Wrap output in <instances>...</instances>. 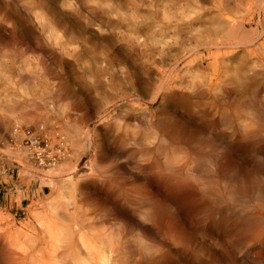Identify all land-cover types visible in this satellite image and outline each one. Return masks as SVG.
<instances>
[{"label":"bare ground","instance_id":"1","mask_svg":"<svg viewBox=\"0 0 264 264\" xmlns=\"http://www.w3.org/2000/svg\"><path fill=\"white\" fill-rule=\"evenodd\" d=\"M0 1L2 4L16 6L18 3L19 6H22L23 3L32 1L35 5L40 2L42 6L45 4L44 2H48L47 0ZM61 1H66L65 3L69 4L67 1L72 0ZM76 1L79 3L110 2L130 6L146 2L162 7H167V5L183 7L186 5L185 7L190 8L188 5L196 6L199 3L201 5L202 0ZM232 1H234L231 4L233 6H228L230 1L225 3L226 0H216V4L213 2L215 5H221L215 10H218L217 14L221 21L217 22V28L211 30L216 29L217 33L218 31L222 33L221 40L219 37L217 38L220 41L216 43L212 41L217 49L249 45L253 42L246 38L245 43L236 41L239 36L242 38L246 32L242 31L243 26H240V23L235 21L236 19L234 20L237 7L239 3H242V0ZM253 1L258 6L260 13L264 11V0ZM57 2H59L57 4L64 5L63 2ZM205 2L207 3V1ZM25 5L31 7L28 6L30 4ZM25 5L24 8H22L23 6L21 8L25 13H28L30 10L25 8ZM195 8L197 9V7ZM195 10L192 9L193 12ZM33 12H29L28 15L37 14ZM240 12L243 11L240 10ZM39 15L41 14L39 13ZM239 15L237 13L238 17ZM7 24L5 23V26ZM261 36L264 37V23H261V31L255 38L259 40ZM246 37L248 38L247 35ZM241 38L239 37V39ZM233 39H236L238 44L233 43ZM239 39L238 41H241ZM204 40L206 41V39ZM205 41L203 42L205 43ZM261 45L263 44H258L262 47ZM221 50H217L215 54L212 52L214 59L221 55ZM222 52H225L224 56H226L224 57L222 53V57L226 58L223 62L228 63L223 66V62L222 64L218 62L222 67L219 71L215 66L217 63L213 62L215 63L212 69L213 74L209 73L214 78L207 76L206 80L205 91L211 97V101L207 99L204 101L201 91L195 92L194 101L190 100L188 96L182 97V104L184 102L182 108H185L184 114L187 117H184L185 121L178 120L172 124L170 122L173 118L170 122L167 121L168 123L158 122L157 119L154 121L152 120L154 113L152 114L138 102L144 94L149 103L156 102L165 95L166 86L164 83L166 82L163 83L159 79L152 82L151 77L143 83L144 93L133 83L129 84V88L120 83H112L107 86H99L101 91L92 101L81 102L80 108L91 107L96 110V121L101 120L103 116H98L108 111L110 107L119 108L115 116L125 126L121 136L111 139L106 132L107 124L104 123L102 134L97 133L98 129H94L93 132L89 129L85 130V138L82 143L83 157L93 153L90 167L94 170L90 169V175H93V178L98 176L97 178L102 181L103 177L100 178V176L107 171V165H109L107 176L109 180L97 184L99 180L96 183L95 179L92 181L87 178L88 181L85 179L86 182L79 184L78 188L70 178L59 180L61 198H65L68 193L72 197V194L78 189L80 203L87 207L86 210L80 213L76 209L71 213L65 208H60L54 200L48 203L47 210L33 211L31 216L36 221L35 225H29L24 229L10 227L2 239L0 237V264H193V262H202L203 256L212 260H210V264H253L255 261L259 262L264 249V212L261 211L264 209V50H245L242 58L237 56L238 54L235 55L237 52L234 54L233 50ZM18 72L20 71L17 70L16 73ZM214 81L233 86L230 89L225 87L221 100L219 97V99L217 98L216 91L215 95L212 93L213 87L217 86L214 85ZM167 88L170 87L167 86ZM217 92L219 93V91ZM55 100L57 101L56 98ZM120 101H122L121 104H119ZM3 121H1L0 127L4 125ZM146 124L150 127V132L155 129V136L145 135L143 139H140L136 130ZM71 126L73 127V125ZM76 126L75 124L74 127ZM145 129L147 130V128ZM155 138L161 139L162 143L160 142L154 148H148ZM61 139L58 138L57 143H60ZM147 140L148 144L145 143ZM166 148L170 149L169 153L172 148L173 153L176 152L175 155L184 154V151L188 153L190 150V156L193 159L190 161H193V164L191 162L192 165H188V161L185 165L190 167L187 168L184 165L186 168H181L183 164L178 159L182 157L177 155L179 162L177 164L181 165L178 168L176 157L166 154L165 151H168ZM65 150L62 149V153L60 152V160L65 157ZM73 153L75 152L73 151ZM151 153L163 155L164 162H157L154 160L155 157H152V163L139 167L137 165L136 169H139L137 171L143 175L146 174L139 179L129 180L132 176L127 178L125 175L123 177L122 173L120 174L117 165L120 162L118 163V161H127L133 154H139V156H135L141 157V160L147 156L151 158ZM156 159H159V155ZM144 160L147 163L149 161ZM144 160H142L143 163ZM59 161L50 164L47 168L55 167ZM132 162L134 161L132 160ZM139 165L141 164L139 163ZM105 166L106 171L102 173L101 169L104 167L103 170H105ZM59 167L60 165H58ZM58 168L47 173L51 178L46 180L48 182L45 181L44 176H39V183L53 184L52 178L63 171L60 169L59 171ZM131 168L136 174L134 167ZM74 169L73 166L72 170ZM42 174L44 175V173ZM62 175L64 176V173ZM246 197L253 198L255 201V204L252 203V211L249 213L245 214L246 211L243 209L245 212L243 214L241 209L238 210L239 206L234 208L229 206L231 203L240 204L239 202L243 199L249 200ZM228 201L231 203H227ZM67 202H69L68 199ZM243 203L242 205H245ZM249 203H246L247 206ZM257 209H260L261 212ZM237 252L244 253L238 257ZM248 259L253 263L248 262Z\"/></svg>","mask_w":264,"mask_h":264},{"label":"rangeland","instance_id":"2","mask_svg":"<svg viewBox=\"0 0 264 264\" xmlns=\"http://www.w3.org/2000/svg\"><path fill=\"white\" fill-rule=\"evenodd\" d=\"M57 1L63 2L64 5L57 4L59 2L55 6L49 5L48 2H44L45 4H42V6L37 1L36 5L34 1L25 3L27 5L30 4L28 6H31V8L23 3L25 8L27 7L30 10L29 12L34 11L33 13H37L35 14L36 16L32 13L28 15L29 12L25 13L22 10L24 8L22 2L20 3L23 7L19 6V3L17 7L14 4H7V6L0 1V126L1 121L4 120V125L0 127V162L5 168L4 172L0 175V193H2L0 195L1 239L10 227L14 228L15 226L16 228L24 229L29 225H35L36 221L31 216V213L33 211L47 210L50 201L55 200L60 208H65L71 213L72 211H76V209L80 213L86 210L87 207H84L80 203V192L78 189L75 190L72 197L71 194L66 193L68 196L64 195L65 198H61L59 195V180L70 178L76 183V188H78L79 184H83L88 180L93 181L95 179V182L99 180L97 181L99 183L96 182L97 184L109 180L107 177L109 165H107V171L106 166L105 170H103L104 167L101 169L102 173L103 171L107 172H105L106 175L104 173L100 176V178L103 177L101 181V179L97 178L98 176H96V179L93 178V175H90V169L94 170V168L90 167V159L93 153L88 154L86 157L82 156L84 151L82 143L85 138V130L89 129L93 132L94 129H98L97 133L102 134L104 132V123H106V132L111 139H114L121 136L123 134L122 129L123 127L125 128L124 124L119 122L115 116L119 111L118 107H110L108 111L100 114L98 117L103 116L101 118L102 121H96L97 112L94 108L82 109L79 107L81 102H89L96 97V94L101 91L99 90V86L120 83L129 88V84L133 83L144 93L142 87H144L143 83L147 81V78L151 77L152 82L155 79H159L163 83L166 82L164 83L166 86V91L164 90L165 95L161 96L156 102L149 103L145 94L138 102L152 114L154 113L152 120L156 121L157 119L158 122L168 123L173 118L170 122L172 124V122L178 120L185 121L184 117L187 118L184 114L185 108H182L184 106V102L183 104L181 102L183 101V96H188L190 100L194 101L195 92L201 91L205 99L204 101H211V97L205 91L207 88L206 80L209 77H213L211 76L213 74V65L215 64L213 62L217 63L215 66L221 71L222 67L219 64H222L223 60L226 59L224 58L226 57L224 56L225 52L223 53L222 51L233 50L234 54L237 52L235 55L238 54L237 56L241 57L244 56L243 51L245 50H264V37L261 36L259 40L256 39L258 32L261 31V23H264V11L260 13L259 8H257L258 6L253 3V0L251 2L250 0H242V3H239L237 7L236 16H234L236 17L234 20L236 19L235 21L240 23V26H243L242 31L246 32L243 34L244 39L239 36L241 39L238 37L235 40L238 43H245L246 39L253 42L249 45H238L226 49L214 47V44L220 41L222 37V33H219V31L217 33L216 29L211 31L212 28H217V22L221 21L217 14L218 10L215 11L221 5H215L216 0H204L207 1V3L205 2L206 4L202 0V8L200 3L198 4L199 6L188 5L190 6L188 8L185 7L186 5L183 7L181 5L162 7L146 2L130 6L98 1L79 3L76 0H72L67 1L69 4L65 3L66 1ZM227 2H229V5H225L233 6L231 4L234 1L226 0L225 3ZM192 6L194 7L191 8ZM246 7L248 8L247 10L245 9ZM192 9L193 11L196 9V13ZM240 10L243 12H240ZM204 12L205 14H203ZM237 13L243 16L239 15V18ZM64 14L75 17L82 25V29L73 30L63 23ZM203 16L205 19L202 18ZM241 19L243 20L241 21ZM238 20L241 22H238ZM5 23L7 24L6 26ZM210 23L215 27L211 25L210 28ZM209 30L210 33H208ZM90 32L95 33L101 39H93L89 35ZM25 34L31 38L30 41L26 39ZM205 35L206 37H213L206 38L204 37ZM246 35L250 38L248 39ZM218 37L220 40H217ZM210 38H214L215 40ZM238 39L241 41H238ZM255 39L256 41H254ZM233 40L231 41L233 42ZM235 40L233 43L238 44ZM212 41H215V43H212ZM208 42L211 43L209 44ZM260 43L263 44L261 45L262 47L258 46ZM217 50H221V55L217 59H214L212 55ZM222 53L224 57H222ZM65 63L69 65L67 70L64 66ZM223 63L222 65L225 66L228 62L224 61ZM17 70L23 74L20 72L16 73ZM19 75L21 76L19 77ZM215 84L219 87L214 86L212 93L214 94L215 91H219L220 94L215 92L217 98H220H218L219 100H221L225 87L227 89L233 87L230 84H221L220 81L219 83L214 81ZM167 86L170 88H167ZM121 103L122 101L119 102V104ZM75 124L77 128L74 127ZM15 125L27 128L43 138L51 139L50 141L53 145L67 150H65V157L53 168H40L36 166L29 158L23 145L11 143L10 134ZM75 128L77 129L76 132ZM149 129L150 127L147 124L142 126L136 130L137 136L140 139H143L145 135H152L151 137H154L155 129L151 130V132L154 131L152 134ZM52 135H56L57 137L55 138ZM51 137L55 138L54 141H52L53 138ZM58 138H62L60 143H57ZM156 138L159 139L157 136ZM156 138L151 141L153 144L150 143L148 148H154L160 142L162 143L161 139L157 140ZM145 143L148 144V140ZM166 150L168 151H165V153L171 157H176L177 155H179L178 157H182L179 159L175 158L176 161L178 159L183 164L181 166L177 164L179 163L178 161H175L178 168H180L179 166L181 168L190 167L186 166L188 161L190 162H188V165L193 164V161H190L193 160L190 156V150L188 153L184 151L185 155L179 153L175 155L174 153L176 152L173 153L172 148L171 153H169L170 149L166 148ZM135 155L139 156V154H133V156ZM158 155L159 159H156ZM160 155V153H151V158H148L149 156L142 158V160H149L148 163L145 160L143 163L141 157L137 156L134 158L132 156L131 160L128 158L127 161H118V163L120 162V164H117L119 172L120 174L122 173L123 177L124 175L127 178L128 176L129 178L132 176L129 180L142 178L146 174L144 173L145 175H143L140 171H137L139 169H136V166H144L151 161L153 162L152 157H155L154 160L157 162L162 163L164 159L163 155ZM135 160L137 161L135 162ZM58 165L61 168H58ZM73 166L74 170H72ZM131 167H134L136 174H134V170ZM57 168L63 171L60 172V176L52 178L54 180L53 184L39 183V176H44L45 181L51 179L47 173ZM67 171L68 173H66ZM63 173L64 176L62 175ZM82 178L84 180H81ZM104 178L107 179L103 180ZM70 197L71 201L69 200ZM246 198L249 200L243 199L239 202L240 204L231 203V201L227 203L233 205L228 204L231 208L239 206L237 207L238 210L241 209L243 211L244 209L246 213L243 211V214H247L252 211L251 206H253L252 203L255 204V201L253 198ZM67 199L69 202H67ZM73 202L76 203L74 204ZM242 202L245 205H242ZM246 203H249V206ZM259 210L257 209V211ZM261 211L264 212V209ZM237 253L240 255L238 257H241L244 252H241V254ZM202 258V262H193V264H206V262L210 264L211 259L206 256ZM260 260L253 263L252 260L248 259V262L264 264V249Z\"/></svg>","mask_w":264,"mask_h":264},{"label":"built area","instance_id":"3","mask_svg":"<svg viewBox=\"0 0 264 264\" xmlns=\"http://www.w3.org/2000/svg\"><path fill=\"white\" fill-rule=\"evenodd\" d=\"M10 141L12 144L23 145L29 158L38 167L47 168L50 164L60 160L61 147L53 145L49 139L31 132L27 128L15 125L10 134ZM4 170V165L0 162V175Z\"/></svg>","mask_w":264,"mask_h":264},{"label":"snow or ice","instance_id":"4","mask_svg":"<svg viewBox=\"0 0 264 264\" xmlns=\"http://www.w3.org/2000/svg\"><path fill=\"white\" fill-rule=\"evenodd\" d=\"M48 3L51 5H56L57 0H48ZM63 23L67 24L70 28H72L73 30H80L82 29V25L75 19V17L70 16L68 14H64L63 15ZM90 36H92L93 39H101V37L96 36L95 33H89ZM26 39H28L30 41V37L27 36V34H25ZM106 39V38H104ZM65 69L67 70V68L69 67V65L67 63H65ZM0 195H2V193H0Z\"/></svg>","mask_w":264,"mask_h":264}]
</instances>
